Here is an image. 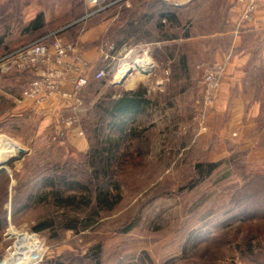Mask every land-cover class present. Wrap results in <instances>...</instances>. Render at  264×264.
<instances>
[{
    "label": "rangeland",
    "instance_id": "374dc122",
    "mask_svg": "<svg viewBox=\"0 0 264 264\" xmlns=\"http://www.w3.org/2000/svg\"><path fill=\"white\" fill-rule=\"evenodd\" d=\"M113 1L102 14L58 34L73 46L96 47L99 55L71 126L37 127L33 116L16 112L14 100L33 73L0 68V137L22 149L0 172V260L15 242L12 227L40 243L42 255L31 264H264V25H236L238 45L248 55L243 89H230L221 100L217 89L208 103L203 71L233 43L219 34L231 28L221 24V0ZM161 6L176 20L158 30ZM85 9L81 0H0V58L70 26ZM39 12L43 27L24 32ZM143 13L156 14L147 20ZM131 20L151 34L140 38V47H131L137 37L129 33ZM111 46L121 51L113 59ZM143 58L150 62L145 71L136 63ZM124 66L130 72L116 78ZM100 69L105 74L95 79ZM124 82V88L145 89L151 104L119 140L107 109ZM63 127L77 130L86 152L60 138ZM109 138L118 139L116 150L104 151L112 159L99 164L97 152L108 148ZM104 162L112 176L97 179L95 168ZM208 163L217 166L205 175ZM55 174L65 177V184L58 182L63 196L87 195L66 184L73 181L87 187L92 201L98 186L120 199L81 230L79 220L89 210L55 205L44 183ZM41 191L48 194L44 202L30 200Z\"/></svg>",
    "mask_w": 264,
    "mask_h": 264
},
{
    "label": "built area",
    "instance_id": "2783aa9c",
    "mask_svg": "<svg viewBox=\"0 0 264 264\" xmlns=\"http://www.w3.org/2000/svg\"><path fill=\"white\" fill-rule=\"evenodd\" d=\"M88 7V11L83 18L103 11L106 7L116 1L106 0H82ZM240 9V21H249L256 10L259 0H232ZM49 35L29 42L10 52L9 55L0 58V68H14L15 70H25L26 68H37L46 66L51 60L55 68L51 71L42 70L39 75L31 79L21 91V97L33 101L40 105L48 98L59 96L72 101L73 109H77L82 104L80 91L89 82L91 75L78 70L75 63L80 62V57L74 55L73 44L54 38L50 43H46ZM71 58L74 64H66L65 60ZM225 64L223 61H215L206 66L203 71L202 83L205 90L206 102L210 103L215 97L219 87L220 78L223 74ZM120 72V70L118 71ZM104 70H97L93 77L99 79L104 76ZM68 78L72 85L70 90L62 88L63 81ZM73 116H60L59 121L65 126H71L74 121ZM162 264H174L166 262Z\"/></svg>",
    "mask_w": 264,
    "mask_h": 264
},
{
    "label": "crops",
    "instance_id": "0c3cea01",
    "mask_svg": "<svg viewBox=\"0 0 264 264\" xmlns=\"http://www.w3.org/2000/svg\"><path fill=\"white\" fill-rule=\"evenodd\" d=\"M164 1H171L172 0H164ZM174 3H178V0H173ZM182 3V2H181ZM83 18V16H82ZM33 19V17L30 19V21ZM253 19V20H252ZM255 23L257 25H264V0H259L258 5L256 7V10L254 11L251 19L247 22L240 21V9L239 6L232 0H221V24L224 26L231 27L230 29H222L221 30V37L223 36H231L230 40L233 43L230 46L229 44V50H227L224 53H221L223 58H221L219 55H215V61H226L223 76L220 78V83L218 87V99L221 100V98L227 99L228 92L230 89H235L237 91H240L243 89V84L245 82V74H246V62L248 60V55L246 52L243 51V49L238 45L239 44V37L236 35L237 33V27L238 23L243 22L244 25H252V23ZM74 23V22H73ZM71 25V24H70ZM69 26V25H67ZM67 26L62 27L59 30H55L52 32H46L38 35L36 38L28 41L32 42L34 40H37L41 37L49 35L48 40H46V43H50L52 39L58 38V35H56L59 31L65 29ZM142 40H138L137 42H134L131 44V47H140ZM112 50L114 49L113 46H111ZM120 48L117 46L113 52H112V59L115 58V53L117 51V54L121 53L119 51ZM129 50H131L129 48ZM124 51V49H123ZM74 55H78L80 57V62H76L75 65L78 68L79 71L91 75L92 69L95 67L99 60V55L97 52V48L94 46L89 47H81L77 45L74 46ZM226 58L228 60H226ZM52 61V60H51ZM49 62L44 67H37V68H26V71L33 73V78L36 75H39L42 70L51 71L55 68V65L52 64V62ZM214 61V62H215ZM66 64H74L73 60L71 58H68L65 60ZM2 70V69H1ZM32 78V79H33ZM92 79V75L90 77ZM123 91H129L133 90L132 87H126L124 88L126 82L123 83ZM85 87V86H84ZM83 87V88H84ZM62 88L64 90H70L72 88L71 83L69 82L68 78L66 77L63 81ZM81 89V91L83 90ZM81 91L79 96H81ZM223 94V95H222ZM227 94V95H226ZM120 93L117 94V96H113V98L118 97ZM224 96V97H223ZM237 97L241 98L242 94H238ZM240 102V101H239ZM237 102V103H239ZM236 103V101H235ZM14 109L17 110L19 114H25L27 116H33L34 120L36 121V126L40 127L41 125H46L50 122H55L56 127H58V122L60 116L66 115L71 116L72 111L74 110L72 107V101L63 99L59 96H53L48 98L44 103L40 105H36L33 103V101L20 97L19 99L14 100ZM63 131L61 132V135L65 138V141H67L71 147L78 151L86 152L87 151V143L85 140H83L77 130L75 128H67L63 127ZM59 129V128H58Z\"/></svg>",
    "mask_w": 264,
    "mask_h": 264
},
{
    "label": "trees",
    "instance_id": "16d2710c",
    "mask_svg": "<svg viewBox=\"0 0 264 264\" xmlns=\"http://www.w3.org/2000/svg\"><path fill=\"white\" fill-rule=\"evenodd\" d=\"M106 1L110 2L113 0H106ZM81 2L83 3L82 0ZM116 3L117 1L109 5L108 7H106L101 12L95 13L86 18H82V16H84V14L89 10V9H85V11L80 15V17L77 18L79 20L75 21L73 24H71L70 26L66 27L63 30H66L68 28H73L77 24L85 20L91 19L99 14H102L103 12L108 10L110 7H112ZM155 12L160 16L162 20H164V21L157 23L156 28H158V30H161L162 26L164 25L163 23L165 22V20H167L168 22H174L176 20V14L170 9H167L166 7L163 8V6H161ZM156 13H152L150 15L143 13V15L144 17H146L147 20H149ZM41 14H42L41 12L37 13V15L23 28V31L24 32H36L40 30L43 27V21H42ZM127 26L129 27L130 35L137 36L133 39V43L137 42L138 40H142L140 39L142 37H147L151 35L150 32L147 30L139 31L138 29L139 24L137 21L131 20L127 23ZM61 31H59L56 35H58ZM138 34L140 35V37ZM24 44H27V42L21 44L20 46ZM150 104H151L150 100L146 97V90L141 89V88H137L135 90L123 91L120 93L118 97H115L112 99L111 104L109 108L107 109V112L111 118L110 120L111 127L115 128L119 132V140L123 139L129 134L128 131H126V128L129 125V123L137 115L143 113L145 109L147 108V106ZM60 138L63 139L64 138L63 135H61ZM117 140L118 139L109 138L108 148H104L105 150L101 149L100 152L99 151L97 152V156L99 158V164L101 163V159L110 162L112 157L110 159L109 154L107 157H103L102 155L104 151L106 153H110L116 150L115 146L117 144ZM216 166H217L216 163H208L205 166L206 168L204 170V174L205 175L210 174V172L213 169H215ZM108 168H109V165L107 162V164H105L104 166L102 165L101 167L95 168L94 175L96 176L97 179L99 177L111 178L112 175L107 174ZM195 168H196L197 173L201 174L200 169L202 168V165L199 163L196 165ZM64 180H65V177L63 175L55 174V175H51V177L49 178H45L44 183H46L45 185L46 187L48 186L51 189V196L54 200L55 205L62 206V207L70 206L73 208H79L82 205L88 208L89 211L87 212V214H85V216L79 220L81 230L87 229L91 224H93L96 221L99 211L111 210L120 199L119 193L113 194L112 190L108 188L107 186L106 188L104 187L102 188L101 186H98L96 188L95 196L92 201V199H90V197L88 196L90 191L87 190V187L84 185H81L80 183L73 182V181L66 182V184L69 186H77L78 188L85 191L87 195L84 194L81 196H77L75 194L73 195L70 194V195L63 196L60 189L58 188V182H63V184H65ZM113 187H114V190H117L118 188L116 184H114ZM47 195H48L47 192L41 191L39 195H37L36 197L29 196V198L30 200H34L36 203H41L46 200ZM68 226L72 229H75L73 224H70Z\"/></svg>",
    "mask_w": 264,
    "mask_h": 264
},
{
    "label": "bare ground",
    "instance_id": "6f19581e",
    "mask_svg": "<svg viewBox=\"0 0 264 264\" xmlns=\"http://www.w3.org/2000/svg\"><path fill=\"white\" fill-rule=\"evenodd\" d=\"M137 66L139 70L145 71L150 62L148 58L138 60ZM129 71L128 66H124L117 73L116 78L121 79ZM17 150L14 142L8 137H0V168L5 167L8 160L16 155ZM9 235L15 238L12 250L0 260V264H31L38 260L42 255V247L35 240L33 234L26 235L15 231L12 227L9 229Z\"/></svg>",
    "mask_w": 264,
    "mask_h": 264
},
{
    "label": "water",
    "instance_id": "95a60500",
    "mask_svg": "<svg viewBox=\"0 0 264 264\" xmlns=\"http://www.w3.org/2000/svg\"><path fill=\"white\" fill-rule=\"evenodd\" d=\"M128 72H130V70H129ZM21 152H22V149H21L20 147H18V152H17V153H20V154H21ZM3 169H4V167L0 168V172H1Z\"/></svg>",
    "mask_w": 264,
    "mask_h": 264
}]
</instances>
